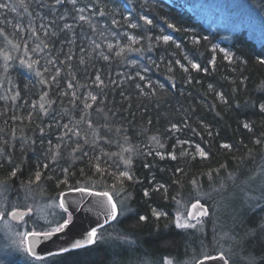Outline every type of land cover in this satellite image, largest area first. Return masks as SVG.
<instances>
[{
	"label": "trees",
	"instance_id": "trees-1",
	"mask_svg": "<svg viewBox=\"0 0 264 264\" xmlns=\"http://www.w3.org/2000/svg\"><path fill=\"white\" fill-rule=\"evenodd\" d=\"M0 2L10 5L0 9V185L8 196L19 202L29 195L56 199L75 188L109 192L120 209H127L116 224L109 225L110 230L121 232L135 255L152 264L164 259L172 264H196L207 256L206 249L209 256L218 254L211 248L212 238H217L212 215L206 218V228H178L177 203L201 200L208 206L201 195L237 190L261 166L264 113L257 105L264 102V64L259 63L264 59V47L252 43L245 33L228 41L222 33L211 31L186 8L190 4L186 0H77L76 7L85 9L83 15L92 27L68 18V23H74L75 43L71 45L62 34L52 41L42 32L37 33L40 39L30 36L31 27L38 28L41 22L53 18L46 15L48 8L38 7V0ZM52 2L44 0L45 4ZM71 8L69 4L57 6V13ZM141 17L152 20V24ZM14 25L23 30L17 32ZM165 35L172 38L168 43L157 39ZM41 39L48 48L43 47ZM225 52L232 57L231 62L224 59ZM68 54L72 56L70 61ZM185 56L208 72L191 69ZM213 57L214 66L209 63ZM50 59L54 65L48 64ZM176 60L189 72H183ZM169 62L172 72L168 71ZM97 72L105 81L102 92L92 83ZM137 72L145 76L144 81ZM130 75L134 79H126ZM42 79L48 83H42ZM70 81L71 89L67 86ZM149 81L155 94H151L152 88H145L141 95L136 84L144 87ZM45 92L47 100H55L47 116L39 112L40 97ZM65 92L68 95H63ZM73 92L79 97L75 105L71 103ZM89 92L97 96V101L89 97L86 102L92 107L86 109ZM216 93H222L227 103L217 99ZM29 112L33 113L31 122L27 119ZM53 117L59 127L49 128L54 124ZM173 123L181 130L170 131ZM244 123L252 130L245 129ZM64 124L79 136L69 133L63 141L58 139L65 131ZM258 139L259 144L255 142ZM77 142L79 150L74 151ZM223 144L231 148H222ZM197 145L208 154L206 159L199 156ZM45 164L49 165L47 169ZM65 168L69 170L67 175L62 171ZM13 170L15 177L11 176ZM37 171L41 172L39 181L35 180ZM121 171H128L133 180L121 178ZM64 180L66 184L60 182ZM153 211L161 216L157 218ZM261 212L264 209H249L252 216ZM140 216L146 219L140 221ZM240 255L246 264H264V239L254 235ZM115 256L119 257L118 253ZM55 257H61V264H109L112 254L101 242Z\"/></svg>",
	"mask_w": 264,
	"mask_h": 264
},
{
	"label": "rangeland",
	"instance_id": "rangeland-1",
	"mask_svg": "<svg viewBox=\"0 0 264 264\" xmlns=\"http://www.w3.org/2000/svg\"><path fill=\"white\" fill-rule=\"evenodd\" d=\"M167 1L170 2V0ZM186 1L190 3L186 5V8L193 12V15H196L197 19L211 31L222 33L228 41H232L234 35L238 33H245L252 43L254 42L258 47H264V1ZM261 188H264V158L259 169L248 181L244 182L241 188L230 193L210 192V194L201 195L207 201L206 204L210 212L212 211V217L211 215L210 217L217 230V238L215 240L212 238L211 248L214 251L216 249V253L224 252L230 264H246L240 255L242 248L256 234L264 239V213L261 212L257 214L258 216L249 214V209L251 210L256 200L259 199ZM6 191L5 187L0 185V211L4 209L11 210L12 208L19 211L31 209L32 214L24 217L20 223L11 219L10 215H3L0 220V264H61L63 261L61 257L45 255L42 256L44 260L37 261L28 256L24 251L27 247V241L24 240L23 236L30 229L39 230L38 226L46 228L49 222H53V225L57 221L62 222V215L63 218H67L69 214L63 213V209L59 207L60 196L56 199H48L42 196L29 195L16 202L12 196H8ZM123 204L124 201H121V205ZM117 206L120 207L118 203ZM189 206L190 204L183 201L177 203L175 224L178 220L181 223L188 222ZM262 206H264V200H260V205L256 208L264 209ZM120 210V216L111 223L112 225L116 224L119 218L127 213V209L123 206ZM248 215H250L249 218H247ZM206 218L209 217H198V219L203 220V223L197 224L195 228H206ZM251 219H257L258 221ZM190 222L196 223V220ZM210 230L212 231L213 228L210 227ZM97 231L107 241L102 243L109 246V251L112 254L109 264H152L145 257L135 255L132 252L131 244L127 240L121 239L118 241L120 247L117 248L111 238L122 233L117 229L112 232L109 224ZM213 241L217 244H214ZM124 252L127 253L125 259L121 256ZM117 253L119 257L115 256ZM205 255H210L209 249L205 250ZM168 262H171V260L164 259L159 264H168Z\"/></svg>",
	"mask_w": 264,
	"mask_h": 264
},
{
	"label": "snow or ice",
	"instance_id": "snow-or-ice-1",
	"mask_svg": "<svg viewBox=\"0 0 264 264\" xmlns=\"http://www.w3.org/2000/svg\"><path fill=\"white\" fill-rule=\"evenodd\" d=\"M65 4L71 5L72 6L71 10L70 11H66L64 13H57V6L63 7ZM76 5H77V0H53L52 4H45L44 0H38V7H40L41 9L48 8L49 12L46 13V15H51L53 18L50 21H48L47 23L41 22L39 24L38 28L37 27H31L30 36L31 37H35L37 39H40V37L37 36V33L38 32H42L43 36L45 38H47L49 41H52L53 38H58L62 34L64 36V40L69 45L74 44L75 43V33L73 31L74 23H80V22L89 23V26L92 27V25L89 22V18L86 17L85 15H83V12H84L85 9L84 8H77ZM21 6L24 7L23 4ZM9 7H10L9 3L0 2V9H8ZM12 10L13 11L15 10L14 6L12 7ZM25 11H27V7H25ZM29 15H32V13H29ZM101 15H102V13H101ZM68 18H71L74 23H68L67 22ZM41 19L43 20V17H41ZM141 19H144L146 24H149V25L152 24V20L147 19L146 17H141ZM61 22H63L62 26H61ZM80 26L83 27V24H81ZM14 27L17 29V32H20V31L23 30V29L20 28L19 25H14ZM133 27H135V25H133ZM168 27L169 28H174V26L172 24H169ZM93 31H95L94 27H93ZM0 34H3V29H0ZM20 38L23 39L22 36ZM129 39H132V38L130 37ZM149 39H151V38H149ZM157 39L158 40L162 39L164 43H168L172 38L170 36L165 35V36H162V37H158ZM134 42L138 43V41H134ZM196 42L198 43V41H196ZM40 43L43 44L44 48H48V46H49L48 43H46L43 39H41ZM93 43H95V42H93ZM25 46H27V45H25ZM95 46H96V48L100 47L99 44H96ZM176 47L178 48L179 45H176ZM39 48H40V44L37 45V49H39ZM108 48H109V50H111L112 45L109 44ZM148 50L151 51V47H149ZM33 51H36V49H33ZM80 51L83 52L84 49L81 48ZM212 51L215 52V51H217V49L213 48ZM220 51L223 52L224 50L220 49ZM101 55H102V58L104 60H108V58H109L108 56L103 55V54H101ZM71 59H72L71 54H68L67 55V60L70 61ZM184 59L188 60V57L185 56ZM224 59L229 60V62H231L232 57L230 56L229 53L225 52ZM83 62H84L83 59H81L80 63H83ZM33 63H39V61H34ZM54 63H55L54 60H51V59L48 60V64H53L54 65ZM61 63L63 64L64 62L61 61ZM171 63L172 62H169V64H168V71L169 72L173 71ZM188 63L190 64L191 69H193V70L204 71L205 73H207L208 70H209L208 68L201 69L200 64L194 63L191 60H188ZM209 63L214 66L215 65V57H213V59L210 60ZM259 63L264 64V59H260ZM175 64L178 65L180 67V69L183 70V72H185V73L189 72V68L187 66H185L184 64H182L180 60H176ZM29 67H32V64H29ZM68 67L71 68V65H68ZM45 71H48V69L45 68ZM145 71H147V69H145ZM59 72H60V69L57 68L56 69V75L57 76L59 75ZM37 75H42V73L38 72ZM69 75L72 77V80L76 79L75 75L72 72H69ZM136 76H138L139 79L142 80V81L145 80V76L141 75L139 72L136 73ZM126 79L132 80V79H134V77L130 75V76L126 77ZM52 81L56 82V76L52 77ZM41 82L45 83V84L48 83L46 80H43V79H42ZM188 82L191 83V79L190 78H189ZM92 83L95 85V87L97 89H100L101 92L103 91V88L106 87L105 81L103 79H101V75H100L99 72H97V74L95 75V79L92 81ZM110 83L111 84H115L116 81L110 80ZM67 86H68L69 89L73 88V84L71 83V81L68 83ZM173 87H175L174 84H173ZM136 88L140 90V94L141 95L145 94V91H144L145 88H152L153 91H152L151 94L152 95L155 94V89H154V87H153V85L151 84L150 81L147 82L144 85V87H141L140 84H136ZM208 88H209V91H211L212 90V85L209 84ZM63 95L66 96V95H68V93L65 92V93H63ZM121 95H123V93H121ZM47 96H48V93L45 92L40 97L41 103L39 104V112L43 113V115H45V116L50 114L49 111H48V108H50L51 105L55 103V100H47L46 99ZM72 96H73V100L71 101V103L73 105H75L76 100L79 99V97L76 96L75 92L72 93ZM89 97H90L92 102H96L97 101V96L96 95H92L89 92L88 93V97L85 98V102H84V107L86 109L92 107V104L86 102ZM216 97L221 102L227 103V100L224 98L222 93H216ZM12 99L15 100L16 97L13 96ZM45 104H47L48 107H45ZM257 106H258L259 111L264 113V102L258 103ZM36 107L37 106L34 103L32 105V108L35 110ZM27 119L30 122L32 121V119H33V113L32 112L28 113ZM53 120H54V124H49L48 127L49 128H52L54 126L55 127H59V122L55 121V117H53ZM89 125L91 126V122H89ZM185 126H187V122L186 121H185ZM243 127L245 129L249 130V131L252 130L248 123H244ZM63 128L65 129V131L58 137V139H60L61 141H63L64 137L68 136L69 133H72L73 135L79 136V132L78 131H74L72 128L69 127L68 124H64ZM39 130H40L41 135H43L44 134V129L40 128ZM180 130L181 129H180V127L177 124H175V123L171 124L170 131H180ZM209 134L211 135L210 132H209ZM153 139L155 140V137H153ZM255 142L257 144L261 143V141L259 139L256 140ZM49 143L51 144V141H49ZM178 143H188V141H183V142H179L178 141ZM77 144H78V142H77ZM160 147H163V145L161 144ZM221 147L225 148V149H230L231 145L230 144H223V145H221ZM196 148H197V152H198L199 156L206 159L208 154L202 148H200L199 145H197ZM77 150H79V144H78L77 149H74V151H77ZM83 154L87 155L86 152L83 153ZM149 154H151V153H149ZM156 154L157 155H161L159 152L156 153ZM57 155H58V153L54 154L52 156V160L53 161H56ZM169 155L171 156L172 159H176V156L174 154L169 153ZM161 158H163V156H161ZM48 167H49L48 164L44 165L45 169H47ZM145 167H148V165H145ZM62 171L67 175L69 170L67 168H65V169H62ZM97 171H100L98 166H97ZM11 176H13V177L16 176V170L12 171ZM119 176L121 178H123V179L128 180V181H132L133 180V176L128 171H121L119 173ZM40 178H41V172L37 171L36 174H35V180L39 181ZM32 182L33 181H31V180L29 181V183H32ZM60 182L66 184L67 180L60 181ZM193 183H195V181ZM113 187H115V185ZM70 190L79 191V192L87 191V189H85V188H75V189H70ZM144 194H145V196L148 195L147 192H145ZM97 195L107 198V205L105 206V221H104V223L107 224L109 222V219L112 220V221H116L118 219V217L120 216V214H121V210L118 208L117 203L113 200L112 196L109 194V192H100V193H97ZM260 200H264V188L260 189L259 199L256 200L255 204L253 205V209H255L256 206L260 205ZM59 207L61 209H63V213H68L69 208H68V206H66L65 202H61L59 204ZM192 207L198 209L196 215L194 216L193 213L191 211H189L187 213L188 222L181 223L178 220L177 224H176V226L178 228H195L197 226V224L203 223V220L202 219H198L197 217H201V218L202 217H210V215H211L209 207H205V205L201 204L199 200L197 201L196 204L192 205ZM262 207H264V206H262ZM27 211L30 213L31 209H28ZM4 214L10 215L14 219H17V218L21 219V220L23 219V216L21 215L19 210L16 209V208H12L11 210L4 209L3 211H0V218H3ZM153 215L156 216L157 218H159L161 216V213L153 211ZM145 219H146L145 216H140L139 217L140 221H144ZM61 220H62V222L61 221H57V222L54 223V225H53V222H49V224L47 225L46 228L44 226H38L39 230L30 229L26 233L23 234L24 240L27 241V247H25L24 251L27 253L28 256L33 257L37 261L44 260V257L36 254L34 245H35V243L37 241H39L41 239L47 241V240H50L55 234L65 232V230L68 228V226L73 223L72 216L70 214L67 216L66 219L63 218V215H62ZM191 220H196V223H191L190 222ZM101 227H103V226L101 225ZM84 238L86 239V243H81L80 240L73 239L72 241H70V242H68L66 244H62L59 247L58 252L49 251L48 255L49 256L62 255V254H65V253H71V252H73L75 250H80V249H85V248L90 247V246H95V245L100 244L101 242H107L105 240V238L103 236H101L100 233H98L96 228H92L90 230H86ZM111 239H112L113 244L117 248L120 247V244L118 243V241H120L121 239H124L126 241V238L121 237L120 235L112 237ZM217 259H219V261H221V264H229V259H228V257L226 256V254L224 252H221L219 254V256L217 257ZM168 264H171V262H168Z\"/></svg>",
	"mask_w": 264,
	"mask_h": 264
},
{
	"label": "water",
	"instance_id": "water-1",
	"mask_svg": "<svg viewBox=\"0 0 264 264\" xmlns=\"http://www.w3.org/2000/svg\"><path fill=\"white\" fill-rule=\"evenodd\" d=\"M97 193L100 192L92 190H87L85 192L70 190L62 193L60 197V203L65 202L66 206H68V212L72 215L73 223L68 226L65 232L55 234L50 240L45 241L41 239L37 241L34 245L36 254L45 256L48 255L49 251L58 252V249L62 244H66L73 239L80 240L81 243H86V239L84 238L86 230H90L92 228L98 229L101 227V225L104 226L113 222L109 219L107 224L104 223L107 198L99 196ZM196 203L197 201H194L189 206V211H191L194 216L196 215L198 209L193 208L192 205ZM200 203L202 204L201 201ZM205 207L207 206L205 205ZM19 212L23 218L32 214L28 211ZM12 219L19 223L21 221V219L18 218L14 219L12 217ZM218 256L219 254L204 257L196 264H221V261L217 259Z\"/></svg>",
	"mask_w": 264,
	"mask_h": 264
}]
</instances>
